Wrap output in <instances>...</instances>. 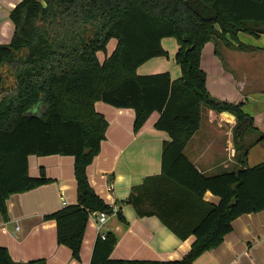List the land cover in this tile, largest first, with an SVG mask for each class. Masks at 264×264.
<instances>
[{"label":"trees","instance_id":"1","mask_svg":"<svg viewBox=\"0 0 264 264\" xmlns=\"http://www.w3.org/2000/svg\"><path fill=\"white\" fill-rule=\"evenodd\" d=\"M9 18L14 34L9 44L0 45L4 219L11 196L51 182L44 169L39 177L30 175V156L74 157L78 202L45 219L56 222L58 244L68 247L75 260L81 259L90 215L112 213L87 176L108 129L106 118L95 109L97 102L133 109L135 133L152 114H159L155 127L170 138L163 148L162 176L134 189L126 203L139 207L151 199L155 213L148 214H156L182 240L192 235L196 240L181 261L159 262L114 260L116 238L98 237L91 264H195L223 243L236 219L264 211V162L248 167L252 145L242 144L252 129L251 119L247 128L238 130L236 169L207 176L184 153L200 129L204 108L228 111L237 122L248 119L240 106L211 99L201 56L208 42L227 37L237 41L239 33L264 34V0H23ZM166 38L178 43L175 61L181 77L173 81L168 72L139 75L146 62L169 57L162 46ZM112 40L117 45L108 56ZM101 52L107 55L103 62L98 58ZM259 140L264 141V135ZM207 192L220 198L218 205L204 201ZM117 215L121 217L120 211ZM0 264L46 262H14L0 246Z\"/></svg>","mask_w":264,"mask_h":264},{"label":"crops","instance_id":"2","mask_svg":"<svg viewBox=\"0 0 264 264\" xmlns=\"http://www.w3.org/2000/svg\"><path fill=\"white\" fill-rule=\"evenodd\" d=\"M21 1L0 0V45L9 44L12 40L14 25L8 17ZM239 45L245 50H240ZM162 46L169 57L146 62L138 69V74L168 72L176 81L182 75L181 67L175 61L178 43L174 38H166ZM98 58L103 62L106 55L102 59L98 53ZM200 65L206 74V88L211 99L240 106L248 116L245 120L247 126L251 119V132L258 135L254 145L264 144L259 140L264 135V34L255 37L239 33L237 41L227 37L226 41L208 42L202 50ZM95 109L106 118L108 129L100 154L87 168V176L98 196L117 209V213L120 211L121 217L110 215L105 227L108 235L117 241L111 258L181 261L191 251L195 236L182 240L156 214H148L155 213L151 199H144L139 207L126 203L134 189L150 178L162 176L163 148L170 138L155 127L159 114H152L142 129L135 133L133 109L116 108L103 102H97ZM207 110L209 115H206ZM235 124L224 118L222 113L204 108L200 129L184 151L201 173L213 176L236 169ZM255 152H249L247 166L250 168L264 162V155L260 151ZM28 161L32 177H39L41 169H44L51 182L10 197L7 201L8 219H4L0 212V246L7 248L17 263L44 260L46 264H91L99 237L93 218L90 217L86 228L79 261L73 258L68 247L58 244L56 222L45 219V216L78 202L74 157L30 156ZM204 201L218 205L220 198L207 192ZM139 212L146 214L140 215ZM195 264H264V211L236 219L232 232L223 243L203 254Z\"/></svg>","mask_w":264,"mask_h":264},{"label":"rangeland","instance_id":"3","mask_svg":"<svg viewBox=\"0 0 264 264\" xmlns=\"http://www.w3.org/2000/svg\"><path fill=\"white\" fill-rule=\"evenodd\" d=\"M116 43H117L116 40H112L111 41V43L109 44L108 49H107V55H109V53L113 50V47L115 46ZM100 57L103 59L104 54L100 53ZM209 113H210V111L207 110L206 115H209ZM207 117L205 119H207ZM251 130H249L247 133H245L247 136L245 138L244 137L242 138V140H243L242 144H243L244 147L253 144L252 148L250 149L252 151V154H256L255 151H260V154L263 156L264 155V144H262V145H259V144L254 145L256 139H258V135L253 133V132H251ZM255 147H257V148H255ZM235 150H236V148H235Z\"/></svg>","mask_w":264,"mask_h":264},{"label":"built area","instance_id":"4","mask_svg":"<svg viewBox=\"0 0 264 264\" xmlns=\"http://www.w3.org/2000/svg\"><path fill=\"white\" fill-rule=\"evenodd\" d=\"M111 208H112L111 214H108L106 212H97V213H92L90 215V217L93 218L98 235L102 240H106L108 236V233L105 231V227L108 223L110 215L117 214V209H115L114 207Z\"/></svg>","mask_w":264,"mask_h":264},{"label":"water","instance_id":"5","mask_svg":"<svg viewBox=\"0 0 264 264\" xmlns=\"http://www.w3.org/2000/svg\"><path fill=\"white\" fill-rule=\"evenodd\" d=\"M222 116H223L224 118H229V119H231V121H233V122H236L235 127H234V129H233V138H234V142H235L236 139H237L238 130H239L240 128H244V127H246V126H247V121H244V122H240V121H238V122H237V118H236V116H235L234 114L228 112V111L222 112Z\"/></svg>","mask_w":264,"mask_h":264}]
</instances>
